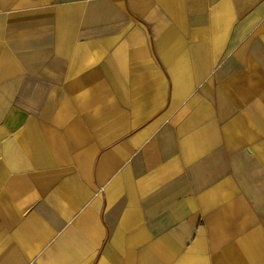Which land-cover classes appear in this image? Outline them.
I'll return each mask as SVG.
<instances>
[{
	"label": "crops",
	"instance_id": "1",
	"mask_svg": "<svg viewBox=\"0 0 264 264\" xmlns=\"http://www.w3.org/2000/svg\"><path fill=\"white\" fill-rule=\"evenodd\" d=\"M0 264H264V0H0Z\"/></svg>",
	"mask_w": 264,
	"mask_h": 264
}]
</instances>
